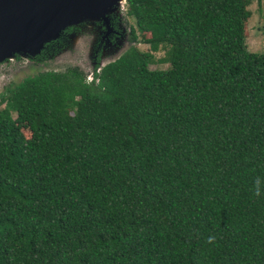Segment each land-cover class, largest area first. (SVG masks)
Returning <instances> with one entry per match:
<instances>
[{
    "label": "trees",
    "instance_id": "obj_1",
    "mask_svg": "<svg viewBox=\"0 0 264 264\" xmlns=\"http://www.w3.org/2000/svg\"><path fill=\"white\" fill-rule=\"evenodd\" d=\"M124 2L130 40L168 67L130 45L90 81L67 66L0 91V264H264L249 0Z\"/></svg>",
    "mask_w": 264,
    "mask_h": 264
},
{
    "label": "rangeland",
    "instance_id": "obj_2",
    "mask_svg": "<svg viewBox=\"0 0 264 264\" xmlns=\"http://www.w3.org/2000/svg\"><path fill=\"white\" fill-rule=\"evenodd\" d=\"M125 2L120 0L114 9L116 17L108 15L105 17L110 26L116 33H111V39L117 43L109 53L102 57V50L96 36L98 31L93 28H87L90 25H80L77 28H67L60 31L47 45L42 46L44 55L41 59L36 56L26 54H12L11 57L0 61V91L8 83H16L26 75H30L40 70H63L67 66H77L84 74L86 81L92 77V71H97V66L107 63L118 57L128 46L132 45L139 53H145L147 66L150 69H164L168 67L167 48L158 46L156 50L149 49L142 38L146 33H135V41L130 40L129 26L132 19L125 15ZM247 9L250 12L249 17L244 23L245 45L249 51L264 52V0L257 2L249 0ZM104 22L103 19H101ZM69 33V34H68ZM75 35L73 41L78 42L76 48L72 45L69 35ZM97 39L96 42L93 39ZM39 53V51H38ZM37 53V54H38ZM102 61L101 64L97 63ZM4 103L0 108H4ZM13 113V112H12ZM18 128L22 134L27 137L29 130L25 123H18Z\"/></svg>",
    "mask_w": 264,
    "mask_h": 264
},
{
    "label": "water",
    "instance_id": "obj_3",
    "mask_svg": "<svg viewBox=\"0 0 264 264\" xmlns=\"http://www.w3.org/2000/svg\"><path fill=\"white\" fill-rule=\"evenodd\" d=\"M113 1L0 0V61L9 54L34 56L44 43L85 15L97 16L80 22L106 21L104 14H98Z\"/></svg>",
    "mask_w": 264,
    "mask_h": 264
},
{
    "label": "flooded vegetation",
    "instance_id": "obj_4",
    "mask_svg": "<svg viewBox=\"0 0 264 264\" xmlns=\"http://www.w3.org/2000/svg\"><path fill=\"white\" fill-rule=\"evenodd\" d=\"M125 1V0H124ZM115 9H113L112 11H109L107 14H105V16L107 17L108 15H113L114 17H116V13H115ZM90 25L89 27L87 28H93L94 25L95 26V30L98 31L97 33V37H98V43H99V46H100V51L102 50V57H104L106 55V53H109L113 46L117 43V41L115 40L114 42L112 41V39L110 38L111 37V33L114 32L116 33L115 30H113V28L110 26L109 22L107 21H104L102 22L101 19H98V20H94V21H83V22H79L78 24H74V25H71V26H68V27H65L63 30H66L67 28H77V27H80V25ZM62 30V31H63ZM69 34V33H68ZM73 34V33H72ZM75 35H69V39H70V42L72 43V45L76 48V45L78 44V42L76 41H73V37ZM94 42L97 41V39H93ZM113 45V46H112ZM100 60H98L97 63L100 64ZM101 65H98L97 66V70L98 68L100 67Z\"/></svg>",
    "mask_w": 264,
    "mask_h": 264
},
{
    "label": "bare ground",
    "instance_id": "obj_5",
    "mask_svg": "<svg viewBox=\"0 0 264 264\" xmlns=\"http://www.w3.org/2000/svg\"><path fill=\"white\" fill-rule=\"evenodd\" d=\"M120 0H114L113 2H111L110 3V5L108 6V10H106V11H102V12H100V14H98V15H102V14H107L109 11H112L114 8V6H116L117 5V3L119 2ZM95 16H97V15H85V16H83V17H81L80 19H78V20H76L75 22H72L71 23V25H73V24H78L80 21H82V20H86V19H89L88 17H95ZM100 17V16H99ZM88 21H94V20H88ZM70 25V26H71ZM11 56V54H9L7 57H10ZM102 63V61L100 62V64Z\"/></svg>",
    "mask_w": 264,
    "mask_h": 264
},
{
    "label": "clouds",
    "instance_id": "obj_6",
    "mask_svg": "<svg viewBox=\"0 0 264 264\" xmlns=\"http://www.w3.org/2000/svg\"><path fill=\"white\" fill-rule=\"evenodd\" d=\"M259 184H260V181H259V178H257L255 182V191H254V195L256 196H259L261 194ZM206 242L209 244H213L215 242V236H209Z\"/></svg>",
    "mask_w": 264,
    "mask_h": 264
},
{
    "label": "built area",
    "instance_id": "obj_7",
    "mask_svg": "<svg viewBox=\"0 0 264 264\" xmlns=\"http://www.w3.org/2000/svg\"><path fill=\"white\" fill-rule=\"evenodd\" d=\"M90 80H91V77H89L87 81H90Z\"/></svg>",
    "mask_w": 264,
    "mask_h": 264
}]
</instances>
